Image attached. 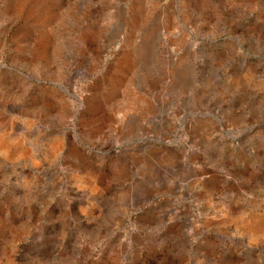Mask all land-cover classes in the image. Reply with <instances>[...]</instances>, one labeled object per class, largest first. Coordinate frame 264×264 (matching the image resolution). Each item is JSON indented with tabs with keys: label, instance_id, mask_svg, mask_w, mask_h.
I'll use <instances>...</instances> for the list:
<instances>
[{
	"label": "rangeland",
	"instance_id": "374dc122",
	"mask_svg": "<svg viewBox=\"0 0 264 264\" xmlns=\"http://www.w3.org/2000/svg\"><path fill=\"white\" fill-rule=\"evenodd\" d=\"M251 218L264 0H0V264H264Z\"/></svg>",
	"mask_w": 264,
	"mask_h": 264
},
{
	"label": "bare ground",
	"instance_id": "6f19581e",
	"mask_svg": "<svg viewBox=\"0 0 264 264\" xmlns=\"http://www.w3.org/2000/svg\"><path fill=\"white\" fill-rule=\"evenodd\" d=\"M171 133L173 134V131ZM242 223H243V226L245 225L247 230L250 231L254 241L259 240V237H261V235H264V220L263 219L251 218Z\"/></svg>",
	"mask_w": 264,
	"mask_h": 264
}]
</instances>
